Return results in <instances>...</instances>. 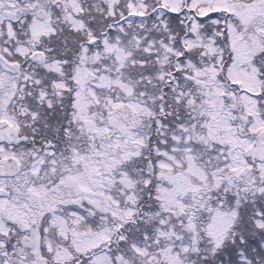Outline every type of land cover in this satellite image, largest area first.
Segmentation results:
<instances>
[{
  "label": "snow or ice",
  "instance_id": "obj_1",
  "mask_svg": "<svg viewBox=\"0 0 264 264\" xmlns=\"http://www.w3.org/2000/svg\"><path fill=\"white\" fill-rule=\"evenodd\" d=\"M0 264H264V0H0Z\"/></svg>",
  "mask_w": 264,
  "mask_h": 264
}]
</instances>
